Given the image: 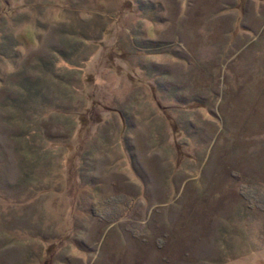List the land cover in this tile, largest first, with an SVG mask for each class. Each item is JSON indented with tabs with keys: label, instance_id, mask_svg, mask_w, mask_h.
Here are the masks:
<instances>
[{
	"label": "rangeland",
	"instance_id": "374dc122",
	"mask_svg": "<svg viewBox=\"0 0 264 264\" xmlns=\"http://www.w3.org/2000/svg\"><path fill=\"white\" fill-rule=\"evenodd\" d=\"M0 264H264V0H0Z\"/></svg>",
	"mask_w": 264,
	"mask_h": 264
}]
</instances>
